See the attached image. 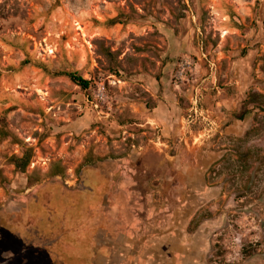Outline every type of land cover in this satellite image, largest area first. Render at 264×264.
Listing matches in <instances>:
<instances>
[{"label": "rangeland", "instance_id": "obj_1", "mask_svg": "<svg viewBox=\"0 0 264 264\" xmlns=\"http://www.w3.org/2000/svg\"><path fill=\"white\" fill-rule=\"evenodd\" d=\"M252 95L264 0H0V239L58 184L85 189L30 209L57 258L73 253L69 220L96 211L102 227L197 233L202 264H264V166L234 155L264 154V113L239 120ZM76 247L68 261L86 264Z\"/></svg>", "mask_w": 264, "mask_h": 264}, {"label": "flooded vegetation", "instance_id": "obj_2", "mask_svg": "<svg viewBox=\"0 0 264 264\" xmlns=\"http://www.w3.org/2000/svg\"><path fill=\"white\" fill-rule=\"evenodd\" d=\"M49 186L48 191L35 195L30 203L25 204L26 207L23 206L18 213L12 212L4 222L0 264H71L68 259H73L74 253L78 256L80 251L75 248V243L83 242L88 250L86 264H202V257L197 254V233L181 232L175 224L167 228L140 223L131 226L124 215L118 216L113 227H102L96 211L85 221L83 217L79 222L75 218L69 220L67 228L71 241L64 249L73 253L68 259L59 255L57 258L54 253L59 249L58 240L55 235H40L31 216V206L41 199L48 200L45 203L48 206L55 187L66 193L83 191L85 187L69 190L58 184ZM24 229L28 231V238L24 237Z\"/></svg>", "mask_w": 264, "mask_h": 264}, {"label": "trees", "instance_id": "obj_3", "mask_svg": "<svg viewBox=\"0 0 264 264\" xmlns=\"http://www.w3.org/2000/svg\"><path fill=\"white\" fill-rule=\"evenodd\" d=\"M68 77L79 87H81L83 90H87L89 89V86H90V82L87 81V80H84L82 77L76 75V74H69ZM256 97H259V98H263L264 99V95H259V96H256V95H252L250 96V100H248L246 102V107L249 106V108H246V109H249L247 110V112H244L240 117H239V120H244L245 119V116L246 115H251L253 112L252 110L250 109H253L254 111H259V112H263L264 113V104H257V106H255L253 103L254 101H256ZM253 99V100H252ZM252 107V108H250ZM250 117V116H249ZM252 131H249L246 133L245 136H249L250 133ZM234 155L238 158L239 161L243 162V163H249L251 161H258L257 162V165H259L260 167L264 166V154L262 156H258L254 150L252 149H246L244 151L242 150H235L234 151ZM30 161L31 159L30 158H27L26 156L22 159H18L16 160V165L18 168H21L23 171H25L28 166L30 165ZM218 164V163H216ZM215 175V172L214 170H210L209 171V175ZM250 190V189H249Z\"/></svg>", "mask_w": 264, "mask_h": 264}]
</instances>
